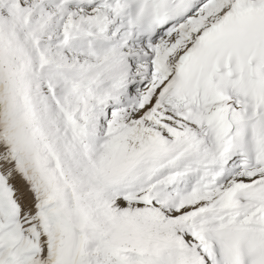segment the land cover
Listing matches in <instances>:
<instances>
[{
	"label": "snow or ice",
	"instance_id": "1",
	"mask_svg": "<svg viewBox=\"0 0 264 264\" xmlns=\"http://www.w3.org/2000/svg\"><path fill=\"white\" fill-rule=\"evenodd\" d=\"M0 264H264V0H0Z\"/></svg>",
	"mask_w": 264,
	"mask_h": 264
}]
</instances>
